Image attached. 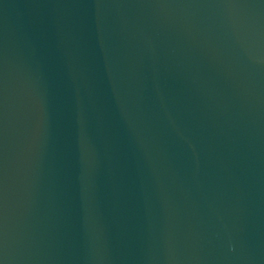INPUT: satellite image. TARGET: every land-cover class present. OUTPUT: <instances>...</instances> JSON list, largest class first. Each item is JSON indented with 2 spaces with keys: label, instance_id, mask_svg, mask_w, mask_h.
Returning a JSON list of instances; mask_svg holds the SVG:
<instances>
[{
  "label": "water",
  "instance_id": "1",
  "mask_svg": "<svg viewBox=\"0 0 264 264\" xmlns=\"http://www.w3.org/2000/svg\"><path fill=\"white\" fill-rule=\"evenodd\" d=\"M0 264H264V0H0Z\"/></svg>",
  "mask_w": 264,
  "mask_h": 264
}]
</instances>
